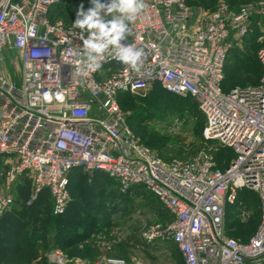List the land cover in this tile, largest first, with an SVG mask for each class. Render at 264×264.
<instances>
[{"label":"built area","instance_id":"1","mask_svg":"<svg viewBox=\"0 0 264 264\" xmlns=\"http://www.w3.org/2000/svg\"><path fill=\"white\" fill-rule=\"evenodd\" d=\"M70 1L0 0V215L14 207L25 182L32 200L47 189L53 215H62L71 202L70 175L100 172L122 193L144 189L158 200L171 221L150 227L143 240L173 243L183 264H264V49L257 85L223 86L230 53L251 33L254 8L222 3L200 13L187 0H145L121 41L143 50L139 71L110 48L102 67L84 75L81 29L52 20ZM155 86L197 103L204 139L232 154L228 164L206 156L164 161L138 144L120 99ZM244 190L257 193L261 212L248 242L225 231L226 209ZM52 260L63 264V253ZM74 262L144 264L108 256Z\"/></svg>","mask_w":264,"mask_h":264},{"label":"rangeland","instance_id":"2","mask_svg":"<svg viewBox=\"0 0 264 264\" xmlns=\"http://www.w3.org/2000/svg\"><path fill=\"white\" fill-rule=\"evenodd\" d=\"M187 3L200 13L212 12L222 3L235 9L254 8L251 33L238 41L230 53L223 85L229 89L259 83L263 73L259 51L264 49V0H187ZM79 4L85 12L94 7L88 1ZM79 8L63 13L73 12L69 18L74 22ZM4 56L9 62L12 54ZM7 70L13 76L11 69ZM120 107L138 144L164 161L206 156L223 167L232 158L228 150L204 139L205 118L191 99L168 100L157 92L150 97H128ZM70 184L71 201H76L82 213L81 228L67 233L50 228L46 235L26 231L22 240H14L12 247L0 250L2 264H57L52 260L57 250L63 253V264L104 256L135 258L144 264H183L173 243L149 244L143 240L150 227L171 221L153 195L144 189L122 193L108 179L83 171L74 175ZM238 200V204L226 209L225 231L227 236L244 241L259 226L260 201L257 193L250 190L241 191ZM76 239L79 241L69 246Z\"/></svg>","mask_w":264,"mask_h":264},{"label":"trees","instance_id":"3","mask_svg":"<svg viewBox=\"0 0 264 264\" xmlns=\"http://www.w3.org/2000/svg\"><path fill=\"white\" fill-rule=\"evenodd\" d=\"M82 1L86 2L87 0H71L67 4L57 7L52 12V20L53 21L63 20L67 24H73L74 22L69 18L70 16H73L72 15L73 12L66 13L67 15L66 14L64 15L63 12L64 11L70 12L73 11L74 9L79 8L80 7L79 3ZM90 5L92 4L89 3V6ZM229 6L233 8L232 5ZM237 86L238 85H234L231 88ZM231 88L226 89L224 87V89L227 91H229ZM157 92L158 94L162 95L168 100H179V101L184 100L166 93L160 86H155L152 89V91L145 97H150L151 95L156 94ZM128 97H134V96L131 94L123 95L120 99V104ZM229 160L226 162V164H228ZM79 173H81V171L73 172L70 175V182L73 176ZM93 175H95V177L97 178L108 179L105 175H103L100 172H96ZM113 184L117 186L116 183L113 182ZM69 190L71 191V184L69 185ZM31 196H32L31 184L29 182L20 184L16 191V195H15L16 202L14 207L10 211H7L2 215H0V250L12 247L13 246L12 242L14 240L17 241L22 240L25 232L29 230H31L34 234L46 235L50 228H55L59 230L61 233L73 232L81 228L82 213L76 201L72 200L68 208L64 212V214L56 216L53 215L52 212L53 203L49 191L47 189L42 190L33 200L31 199ZM250 238L244 241L241 240L238 241L248 242ZM78 241H79L78 239L70 241L69 246H74ZM2 263L3 262H0V264Z\"/></svg>","mask_w":264,"mask_h":264},{"label":"clouds","instance_id":"4","mask_svg":"<svg viewBox=\"0 0 264 264\" xmlns=\"http://www.w3.org/2000/svg\"><path fill=\"white\" fill-rule=\"evenodd\" d=\"M93 8L87 12L83 5L77 12L73 28L81 29L80 39L83 40V73L97 71L102 67L105 54L112 49L114 58L131 69L139 71V61L144 55L142 49L122 44L128 35H131L129 24L135 20L147 7L145 0H110L108 4H101L92 0ZM101 11L105 20L101 17ZM88 33L85 39L83 33Z\"/></svg>","mask_w":264,"mask_h":264}]
</instances>
